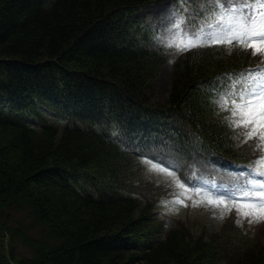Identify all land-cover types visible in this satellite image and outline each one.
I'll return each instance as SVG.
<instances>
[{
	"label": "trees",
	"instance_id": "obj_1",
	"mask_svg": "<svg viewBox=\"0 0 264 264\" xmlns=\"http://www.w3.org/2000/svg\"><path fill=\"white\" fill-rule=\"evenodd\" d=\"M153 1L0 0V264H264V239L232 222L164 233L150 200L139 203L137 185L152 184L139 179L142 158L227 182L260 154L216 102L264 55L238 43L178 55L146 28L133 34ZM175 57L169 97L153 102L152 81Z\"/></svg>",
	"mask_w": 264,
	"mask_h": 264
},
{
	"label": "snow or ice",
	"instance_id": "obj_2",
	"mask_svg": "<svg viewBox=\"0 0 264 264\" xmlns=\"http://www.w3.org/2000/svg\"><path fill=\"white\" fill-rule=\"evenodd\" d=\"M182 3L190 7L173 13L169 29L173 35L168 38V47L183 52L194 47L231 46L235 42L242 48L252 49L254 56L264 55V0H182ZM199 18L202 19L196 26ZM248 77L250 83L245 82L236 91L229 89L219 103L223 111L230 113L228 120L234 128L246 129L245 142L256 138L257 147L264 148V68L249 71ZM254 163L256 167L244 185L227 196L207 193L208 203L227 207L231 202L240 215L249 218V223L264 220V155ZM152 166L161 168L157 164ZM161 170L169 172L168 168ZM179 187L186 193L192 191L183 182ZM176 199L185 202L180 197Z\"/></svg>",
	"mask_w": 264,
	"mask_h": 264
},
{
	"label": "rangeland",
	"instance_id": "obj_3",
	"mask_svg": "<svg viewBox=\"0 0 264 264\" xmlns=\"http://www.w3.org/2000/svg\"><path fill=\"white\" fill-rule=\"evenodd\" d=\"M182 0H154L152 3L147 4L140 10H138L134 16V24L132 27L133 34L137 31V26L146 28L153 34L156 43H159L167 48L175 50L177 54H182L175 47H168V38L173 35L169 29L172 26L173 13L184 8ZM252 53V49H247ZM187 51V50H186ZM258 56H263L257 54ZM176 58H171L164 63L156 78L152 81L153 85V102L165 103L169 97L173 74H174V63ZM264 61V59L262 60ZM254 72L256 69H252ZM251 71V70H250ZM252 71V72H253ZM246 77L249 80L248 73L242 78ZM250 83V80H249ZM231 91H236L231 89ZM225 92H222L218 96V104ZM4 107H8L6 101L3 103ZM41 112L49 118L56 117L57 113L53 110H48L43 106H39ZM65 119V118H64ZM24 121L29 125L38 128L37 122L32 116L24 117ZM56 121V120H55ZM64 124V120L61 121ZM238 134V142L240 144L245 143L246 129L234 128ZM112 130H115L112 128ZM113 139H118V133L114 131L112 133ZM249 147L253 149V152H259L257 156L264 155V148H258L259 140L253 138L247 140ZM254 145H252L253 143ZM257 157L251 163L249 168L244 166L241 170H247V175L243 174L239 180L227 179L225 182L208 181L206 179L196 180L187 173L186 166L179 167L171 164H162L155 159H143L142 165L139 171V179L149 180L152 182L149 188L143 185H137V190L143 198L139 199L141 207L145 204V200H150L153 204L152 208V219L158 221L163 227V232L166 233L171 229H175L178 226L187 227L190 229L192 234H199L206 232L207 234L219 233L228 222H232L240 231L246 233L257 239H264V220L259 222L249 223V218H246L238 213L235 207L229 202L228 206L224 205H213L207 201V193H211L212 196H227L229 193L235 192L237 188L245 184L246 179L249 177L252 169L256 167L255 161ZM153 164L160 165L161 168H168L169 172H163L161 168H153ZM195 168L191 170L194 171ZM239 170V169H236ZM259 178V177H257ZM145 180V181H146ZM183 182L187 189L192 190L186 193L185 189L179 187V183ZM233 185V188L228 186ZM195 189H201L200 193H195ZM159 195L156 196L155 193ZM176 197L184 199V203H180ZM191 197V198H189ZM234 226V227H235ZM235 227V228H236ZM236 228V229H237ZM162 237V235H160ZM163 238V237H162Z\"/></svg>",
	"mask_w": 264,
	"mask_h": 264
}]
</instances>
